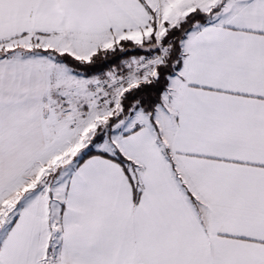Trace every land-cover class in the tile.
I'll list each match as a JSON object with an SVG mask.
<instances>
[{
  "label": "snow or ice",
  "instance_id": "obj_1",
  "mask_svg": "<svg viewBox=\"0 0 264 264\" xmlns=\"http://www.w3.org/2000/svg\"><path fill=\"white\" fill-rule=\"evenodd\" d=\"M0 264H264V0H0Z\"/></svg>",
  "mask_w": 264,
  "mask_h": 264
}]
</instances>
